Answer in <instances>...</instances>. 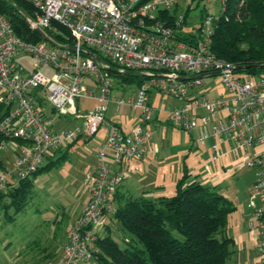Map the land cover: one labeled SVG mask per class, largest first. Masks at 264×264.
<instances>
[{
	"label": "built area",
	"instance_id": "2783aa9c",
	"mask_svg": "<svg viewBox=\"0 0 264 264\" xmlns=\"http://www.w3.org/2000/svg\"><path fill=\"white\" fill-rule=\"evenodd\" d=\"M24 1L33 8L29 19L34 27L45 34V29L55 30L51 25L55 22L69 36L62 43L46 34L54 44L43 39L25 43L0 15V151L6 150L12 157L8 167L0 170V192L17 187L36 173L47 154L61 148L62 136L74 138L73 132L50 129L55 123L53 112L73 114L76 101L95 99L99 105L85 116L81 134L92 138L103 125L107 133L97 152L99 163L85 180L88 201L58 258L46 264H78L93 256L96 232L114 213L115 195L124 180L112 163L120 166L125 161L132 168L131 160L149 152L152 142V133L144 126L124 133L116 124L107 123V107L111 102L117 109L127 105L149 124L160 111L149 102L151 88L187 103L172 111L174 127L188 133L198 130L201 141L213 139L211 162L241 154L245 166L257 171L248 206L258 223L257 264H264V75L243 77L230 63L212 54V17L204 15L197 29L184 33L189 40L181 41L157 14L175 9L185 0ZM175 17L174 26L182 32L185 17ZM22 56L33 61L30 71L16 63ZM110 64L120 73L132 70L147 78L135 99L113 101ZM211 77L221 79L228 97L208 99L202 95L199 101L190 94L203 88ZM35 90L50 103L49 113L32 94ZM217 113L220 115L211 125ZM227 144L229 150L222 151L220 146Z\"/></svg>",
	"mask_w": 264,
	"mask_h": 264
},
{
	"label": "rangeland",
	"instance_id": "374dc122",
	"mask_svg": "<svg viewBox=\"0 0 264 264\" xmlns=\"http://www.w3.org/2000/svg\"><path fill=\"white\" fill-rule=\"evenodd\" d=\"M173 9L174 7L171 11ZM221 11V0H185L179 4L176 15L185 17L182 33H189L199 27L204 15L217 17ZM16 63L30 71L33 61L29 57L22 56L16 60ZM44 74L51 75L50 71H45ZM110 80L113 101L122 99L126 103L136 98L138 88L133 86L134 84H121L118 78L111 76ZM32 94L37 95L36 99L49 113L50 103L41 98L38 90L33 91ZM190 94L195 95L199 101L202 95L208 99L229 96L218 77L208 78L203 88L194 90ZM95 95L100 96L98 91ZM149 95L153 108L160 110L153 116V120L157 118L158 121L156 126H153V122L145 124L138 112L127 105L117 109L114 102H111L107 107L105 115L107 123L120 125L125 133L144 126L152 133L150 145L158 148L157 153L147 152L140 158L132 159V168L128 167L125 161L120 166L112 163V169L120 172L124 177L118 188L119 196L123 198L143 197L149 200L171 197L175 194L177 182L186 171L189 174L187 184L197 181L205 186L216 187L217 193L233 204L235 210L228 217L226 232L229 236L231 234L237 236L238 239L231 247L234 253L227 264H250L252 261L251 243L255 237L249 235L250 232H254L250 230L245 215L249 212L247 205L253 194L251 193V182L254 181L257 171L245 166L246 158L241 154L235 158L232 153V156H227L228 159L223 157L215 163L211 162L212 146L216 144L213 139L208 137L201 141L197 131L188 133L174 127L172 111L186 106L187 103L157 93L153 88L149 90ZM98 105L95 99H83L76 101L77 112L73 114L52 113L55 123L50 129L58 133L73 132L74 138L65 139L62 136L60 151H50L47 154L42 167L55 163L33 178L31 195L21 209L16 210L14 207L0 209V264H32L29 259V254L32 252L29 245L35 241L38 245H55L54 251L59 249V252L62 248L61 243L66 241L72 224L88 201L85 180L97 167L99 163L97 152L107 139L105 125L101 126L92 138L81 134L85 116ZM219 115L217 113L212 117L211 125ZM73 141L76 142L73 143ZM150 145L149 148H151ZM224 146L227 149L230 145ZM65 151H68L67 155L62 158ZM11 158L6 150L0 151V161L5 162L6 167L9 165L7 159ZM223 164L225 171L221 169ZM215 167L218 169H214ZM2 169L0 167V170ZM211 171L212 176L209 177L208 174ZM108 225L110 230L107 234L120 248H128L131 245L142 249V245L136 241L134 236L126 232L119 222L108 221ZM103 232L105 230L97 233L103 235ZM172 235L179 240L183 239L176 231H173ZM78 264L100 263L91 257Z\"/></svg>",
	"mask_w": 264,
	"mask_h": 264
},
{
	"label": "trees",
	"instance_id": "16d2710c",
	"mask_svg": "<svg viewBox=\"0 0 264 264\" xmlns=\"http://www.w3.org/2000/svg\"><path fill=\"white\" fill-rule=\"evenodd\" d=\"M11 1L28 18H33V8L29 3L24 0ZM177 10L178 7L172 11H161L157 19L165 21L177 39L188 41V34L174 26ZM0 15L8 20L21 41H43L15 7L4 0H0ZM212 19V54L230 63L243 77L264 75V0H222L220 15ZM51 25L55 30L45 29V34L57 43L65 41V37L69 36L68 31L55 22ZM108 73L118 78L121 84H134L137 88L147 81L137 71L120 73L113 64H110ZM2 112L0 107V118ZM67 152L61 157H66ZM54 163L41 167L19 182L17 187L0 192V209H21L31 195L33 178ZM0 167L4 168L1 161ZM188 177L189 174L184 171L171 197L155 200L133 196L123 198L117 192L115 210L110 217L134 236L142 249L130 244L128 248H120L108 234L98 235L96 232V250L92 257L100 264H227L234 253L231 250L234 240L227 235L226 227L228 217L235 207L217 193L216 187L205 186L197 181L187 184ZM173 231L183 239L173 237ZM29 246L32 264L52 262L61 251H54L52 244L38 245L36 241Z\"/></svg>",
	"mask_w": 264,
	"mask_h": 264
},
{
	"label": "crops",
	"instance_id": "0c3cea01",
	"mask_svg": "<svg viewBox=\"0 0 264 264\" xmlns=\"http://www.w3.org/2000/svg\"><path fill=\"white\" fill-rule=\"evenodd\" d=\"M149 102H150V104H151V101H150V95H149ZM152 105V104H151ZM132 109V108H131ZM135 111V110H134ZM153 123V126H156V124H157V118L156 119H154L153 121H152ZM114 124H116V123H114ZM123 132H124V130L122 129V127L120 126V125H118V124H116ZM131 131V130H130ZM129 131V132H130ZM194 131H197L198 132V134H199V131L198 130H194ZM193 131V132H194ZM125 133V132H124ZM150 147L151 148H149V152H152V153H157L158 152V148L156 147V146H151L150 145ZM220 148L222 149V151H228L229 150V148H227V149H225L226 147L224 146V145H221L220 146ZM230 156V155H229ZM244 157V156H243ZM225 158H227V157H225ZM245 158V157H244ZM228 159V158H227ZM223 160H225V159H223ZM7 161H8V159H7ZM2 162V165H4L5 166V162H3V161H1ZM214 169H218L217 167H215ZM213 169V170H214ZM221 169L222 170H224L225 171V168H224V164L223 165H221ZM208 176L209 177H211L212 176V171H211V173L210 174H208ZM256 178V177H255ZM255 180V179H254ZM253 183H254V181H252L251 182V187H252V185H253ZM250 187V188H251ZM143 193V192H142ZM251 193H252V191H251ZM133 197H135V196H133ZM252 208H250L248 205H247V210L249 211V212H247V214L245 215V218L247 219V221L249 222V228H250V230H253V232L254 233H251L250 232V234L249 235H251V236H254L255 238L252 240V243H251V246H252V252H251V259H252V261L250 262V264H257V261H258V254H257V245H258V229H257V225H258V223H257V221L254 219V217H253V209L251 210ZM82 210V209H81ZM80 213H81V211L79 212V214H78V216L80 215ZM108 221L110 222H112L113 221V219L111 218V217H108L107 219H106V226L104 227V228H99L98 230H97V232H100V231H102V230H105V232H103L104 234L103 235H105V234H107V231H109L110 230V228H109V225H108ZM98 234V233H97ZM241 234H243V233H241ZM98 235H102V233H99ZM227 235H228V233H227ZM229 236V235H228ZM229 237H231L233 240H234V243H236V240L238 239L237 238V236H233L232 234L229 236ZM64 243L65 242H63V243H61L62 244V246L61 247H63V245H64ZM58 245H60V244H58ZM243 246H245V244H243ZM249 246H250V244H249ZM53 247V249H54V247H55V245L54 246H52ZM62 249V248H61ZM60 249V250H61ZM59 250V249H58ZM57 250V251H58Z\"/></svg>",
	"mask_w": 264,
	"mask_h": 264
},
{
	"label": "water",
	"instance_id": "95a60500",
	"mask_svg": "<svg viewBox=\"0 0 264 264\" xmlns=\"http://www.w3.org/2000/svg\"><path fill=\"white\" fill-rule=\"evenodd\" d=\"M4 1H6V2H8L9 4H11V5H13L14 7H15V9L24 17V19L26 20V22L29 24V25H31L34 29H35V31L39 34V36L44 40V41H47V42H49V43H51V44H54L53 43V41L51 40V39H49L45 34H44V32L42 31V30H40V29H38V28H36V27H34L33 25H32V22H31V20L22 12V10L19 8V7H17L11 0H4ZM110 70V69H109ZM236 70V69H235Z\"/></svg>",
	"mask_w": 264,
	"mask_h": 264
}]
</instances>
